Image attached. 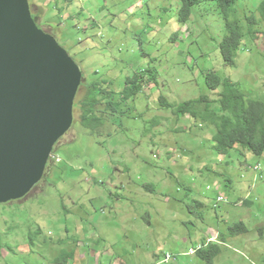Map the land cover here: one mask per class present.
<instances>
[{"label":"rangeland","instance_id":"obj_1","mask_svg":"<svg viewBox=\"0 0 264 264\" xmlns=\"http://www.w3.org/2000/svg\"><path fill=\"white\" fill-rule=\"evenodd\" d=\"M28 1L84 80L76 123L40 183L0 205V264H205L187 254L218 234L213 264H264V156L241 146L221 155L212 126L178 113L203 97L220 107L209 72L264 104V24L253 26L255 37L249 23L264 0L232 9L244 37L228 68L227 21L213 2L194 6L184 24L180 0ZM127 79L144 90L124 100ZM90 84L99 98L100 87L111 91L113 103L93 133L80 124ZM219 197L227 201L216 207ZM240 223L247 232L231 235Z\"/></svg>","mask_w":264,"mask_h":264},{"label":"water","instance_id":"obj_2","mask_svg":"<svg viewBox=\"0 0 264 264\" xmlns=\"http://www.w3.org/2000/svg\"><path fill=\"white\" fill-rule=\"evenodd\" d=\"M80 67L28 0H0V205L28 196L76 123Z\"/></svg>","mask_w":264,"mask_h":264},{"label":"trees","instance_id":"obj_3","mask_svg":"<svg viewBox=\"0 0 264 264\" xmlns=\"http://www.w3.org/2000/svg\"><path fill=\"white\" fill-rule=\"evenodd\" d=\"M213 2L216 4L227 21L228 35L223 40L220 49L221 56L226 67L235 66L237 52L242 44L244 34L238 24L230 22V14L237 1L243 2L246 0H180L181 14L180 20L187 24L192 17L193 7L201 2ZM260 20L257 17L249 19L251 24V34L256 37V33L260 30H253V26L264 24V1L261 7L258 8ZM39 28L40 23L37 17H34ZM42 29V28H41ZM45 32L52 34L48 30ZM155 74L150 77L149 82H153ZM206 85L208 89L216 91L221 88L219 93L218 103L220 107L216 110L212 109L211 102L208 98H200L192 102L179 106L178 113L183 116H189L191 119L201 121L203 124L210 125L215 129L213 142L214 150L225 155L230 150L241 146L244 150L254 154L255 156H264V104L258 101H249L247 97L240 91L238 83L230 82L229 80H221L215 73L209 72L206 74ZM84 78L82 77V81ZM147 82V84L149 83ZM237 84V85H236ZM144 82L136 79H127L126 87L122 90L121 98L126 100L135 96L139 91L143 90ZM96 88L90 84L88 94L83 102V110L81 116V126L86 129H92V133L96 129V124H104L106 118L97 115L104 111L113 110V103L109 100L111 91H107L100 87L105 96L99 98V95H92ZM108 99L109 101H106ZM159 100L163 104L167 101L160 97ZM205 104L206 108L203 111L197 110V107ZM104 105L103 109L99 106ZM201 118V119H199ZM48 169V167H47ZM37 186V185H36ZM35 186V187H36ZM34 187V188H35ZM33 188V189H34ZM147 187H145L146 189ZM244 223L235 225L230 229L231 235H241L247 232ZM221 254V249L217 243H209L201 246L197 252L198 256L205 264H213L214 259Z\"/></svg>","mask_w":264,"mask_h":264},{"label":"clouds","instance_id":"obj_4","mask_svg":"<svg viewBox=\"0 0 264 264\" xmlns=\"http://www.w3.org/2000/svg\"><path fill=\"white\" fill-rule=\"evenodd\" d=\"M33 16H34V15H33ZM34 20H35V19H34ZM35 22H36V21H35ZM37 25H38V24H37ZM38 27H39V26H38ZM52 158H54L53 155H52V157L50 158V161H51ZM50 161H49V162H50ZM256 170L260 171L261 168H260V167H257ZM46 171H47V169H46ZM45 174H46V173H45ZM220 198H222L223 201H219ZM226 201H227V200H226L225 198H223V197H219V198L217 199L216 207H217L220 203H223V202H226ZM218 235H219V234H218ZM218 235H217L216 237L212 238V240H211L210 242H208L207 244H209V243H216V242H217L216 240H217V238H218ZM212 241H214V242H212ZM207 244H205V245H207ZM199 248H200V247H199ZM199 248H198V249H199ZM198 249H197V250H198ZM192 250H193V249H192ZM197 250H193V251H194V254H193V255H196ZM190 256H191V255H190ZM168 257H169V255L166 257V260H167ZM171 260H172V259H171ZM171 260H167V261L170 262Z\"/></svg>","mask_w":264,"mask_h":264},{"label":"built area","instance_id":"obj_5","mask_svg":"<svg viewBox=\"0 0 264 264\" xmlns=\"http://www.w3.org/2000/svg\"><path fill=\"white\" fill-rule=\"evenodd\" d=\"M219 201H223V199L220 198ZM193 254H194V251L191 250V251L187 254V256H189V255H193ZM171 259H172V258H171L170 256L167 258V260H171Z\"/></svg>","mask_w":264,"mask_h":264},{"label":"crops","instance_id":"obj_6","mask_svg":"<svg viewBox=\"0 0 264 264\" xmlns=\"http://www.w3.org/2000/svg\"><path fill=\"white\" fill-rule=\"evenodd\" d=\"M152 83H154V82H149L148 84H146V85H149V86H151L152 85ZM144 90V89H143ZM216 237V236H215ZM212 240V238H209V240H208V242H210ZM212 242H214V241H212Z\"/></svg>","mask_w":264,"mask_h":264},{"label":"flooded vegetation","instance_id":"obj_7","mask_svg":"<svg viewBox=\"0 0 264 264\" xmlns=\"http://www.w3.org/2000/svg\"><path fill=\"white\" fill-rule=\"evenodd\" d=\"M47 172V171H46Z\"/></svg>","mask_w":264,"mask_h":264}]
</instances>
